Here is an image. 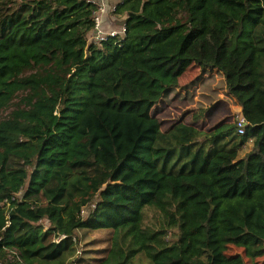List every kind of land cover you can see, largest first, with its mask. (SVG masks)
Segmentation results:
<instances>
[{
	"label": "trees",
	"instance_id": "trees-1",
	"mask_svg": "<svg viewBox=\"0 0 264 264\" xmlns=\"http://www.w3.org/2000/svg\"><path fill=\"white\" fill-rule=\"evenodd\" d=\"M97 8L0 0V264H247L229 244L258 264L264 0H122L126 32L101 45ZM193 64L224 74L245 134L163 130L153 108ZM103 228L100 258L74 241Z\"/></svg>",
	"mask_w": 264,
	"mask_h": 264
},
{
	"label": "rangeland",
	"instance_id": "rangeland-1",
	"mask_svg": "<svg viewBox=\"0 0 264 264\" xmlns=\"http://www.w3.org/2000/svg\"><path fill=\"white\" fill-rule=\"evenodd\" d=\"M124 20V16L109 12L106 16L107 28L120 29L122 25L121 23L124 22ZM90 43L91 42H89V44ZM213 72L211 70L206 72L200 67L194 66L193 69H189L183 76L180 77L179 87L176 88L174 92L166 94L158 103L156 109L153 110V112L155 111V113L163 119L164 129H166V127H168L173 121L178 120V118H182V120L185 121L187 119L191 120L194 117L196 119L200 117L201 119L205 115V108L209 107V105L215 100V96H218L215 101L216 103L220 100V96L216 94L222 93L221 90L224 89L226 83L220 74H215ZM214 86L216 87V90H214ZM212 108V106L209 109L207 108V111ZM234 115L229 117V119H225V121L227 122L228 120V122H234L236 114ZM203 120L204 121H202L199 126L207 129L210 128L218 119L216 115H211L210 118L205 117ZM248 143H251V141ZM247 148L248 146L245 149ZM84 210L86 214L89 215V212L92 210V206L85 207ZM45 225H48V223L45 222ZM112 233L111 228L87 231L86 239L82 240V235L85 233L84 230H81L76 235L80 239L77 244L80 247L82 244L83 247L84 243L89 241L90 243H88V247L96 249V251H92L93 253L89 256L100 258L110 246ZM94 240H97L98 242L94 243ZM94 252H97V254ZM226 254L228 256L243 254L247 264L251 263L250 259L245 256L244 250L234 244H229L227 246ZM256 261L258 264H264V256L257 258ZM144 264H150V261L146 258Z\"/></svg>",
	"mask_w": 264,
	"mask_h": 264
},
{
	"label": "built area",
	"instance_id": "built-area-1",
	"mask_svg": "<svg viewBox=\"0 0 264 264\" xmlns=\"http://www.w3.org/2000/svg\"><path fill=\"white\" fill-rule=\"evenodd\" d=\"M90 1L97 3L98 8L94 11L93 18H94L95 26L92 32L88 36V41L94 44L101 45L103 42L108 41L111 38L123 37L126 32L125 24L121 23L122 25L120 29L107 28L106 25L107 14L109 12L115 14L118 3L121 2L122 0H112L111 2L110 0H90ZM235 124L238 133L241 135L245 134L248 123L243 115H240L236 118ZM91 206H92V210L96 207L95 204H92ZM82 216L84 217L88 216V214H86L84 209L82 211ZM62 237L58 238L57 241H60ZM74 241L78 242L79 238L77 236H74Z\"/></svg>",
	"mask_w": 264,
	"mask_h": 264
},
{
	"label": "crops",
	"instance_id": "crops-1",
	"mask_svg": "<svg viewBox=\"0 0 264 264\" xmlns=\"http://www.w3.org/2000/svg\"><path fill=\"white\" fill-rule=\"evenodd\" d=\"M112 0H110V2H111ZM194 66H197V67H200V66H198V65H195V64H193L192 66H190L189 67V69H193L194 68ZM201 68V67H200ZM188 69V70H189ZM201 69H203V68H201ZM187 70V71H188ZM204 71H208V70H211L213 73H215V74H220L223 78H224V80H225V76H224V74L222 73V72H220L218 69H203ZM186 71V72H187ZM185 72V73H186ZM184 73V74H185ZM183 74V75H184ZM221 79V78H220ZM225 83H226V80H225ZM218 87V86H217ZM178 88V87H177ZM176 89V88H175ZM175 89H173V90H171L170 92H174V90ZM217 89H220V88H217ZM214 90H216V87L214 86ZM222 91V93H217L216 95H219L220 96V100L216 103L215 101H216V98L218 97V96H215V100L209 105V107H207L208 109L212 106L213 108L211 109V110H209V111H207V108H205V115L200 119V117L198 118V119H196L195 117L193 118V119H191V120H182V118H178V120H176V121H173L168 127H166V129H164L163 128V130H167V129H169L170 127H172L176 122H178V121H184V122H186V123H188V124H192V125H194V126H196V127H198L199 129H202V130H211V129H213V128H215V127H217V126H219V125H221V124H223V123H234L235 124V121H236V118L238 117V116H240V115H243V107L240 105V104H238L236 101H235V98L234 97H232V96H230L229 94H228V88H227V85L224 87V89L223 90H221ZM169 92V93H170ZM207 94H209V93H207ZM164 98V97H163ZM162 98V99H163ZM161 99V100H162ZM160 102V101H159ZM158 105V104H157ZM157 105H155V107L153 108V110H155L156 109V106ZM207 111V112H206ZM155 115H157L156 113H155V111L153 112ZM234 114H236V118H235V120H234V122H228V120H227V122L225 121V119H229V117H231L232 115H234ZM211 115H213V116H217V121L210 127V128H207V129H204L202 126H199V124L200 123H202V121H204L203 119L206 117V118H210V116ZM158 117H159V115H157ZM235 116V115H234ZM159 119L161 120V122H162V127H163V119H161L160 117H159ZM252 141H251V143H247V145L245 146V147H247L248 146V150L249 149H251V147H252ZM247 149H244V150H242V152H241V154H244L246 151H248Z\"/></svg>",
	"mask_w": 264,
	"mask_h": 264
},
{
	"label": "water",
	"instance_id": "water-1",
	"mask_svg": "<svg viewBox=\"0 0 264 264\" xmlns=\"http://www.w3.org/2000/svg\"><path fill=\"white\" fill-rule=\"evenodd\" d=\"M123 24H126V22L124 21V22H122Z\"/></svg>",
	"mask_w": 264,
	"mask_h": 264
}]
</instances>
